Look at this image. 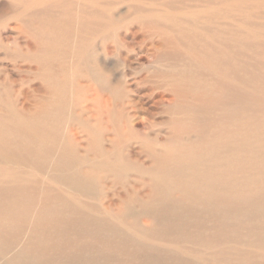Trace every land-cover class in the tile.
<instances>
[{"label":"rangeland","instance_id":"obj_1","mask_svg":"<svg viewBox=\"0 0 264 264\" xmlns=\"http://www.w3.org/2000/svg\"><path fill=\"white\" fill-rule=\"evenodd\" d=\"M0 13V116L13 112L12 128L29 122L45 81L61 82L68 101L64 133L41 131L54 142L37 156L44 167L33 145L0 137V264H264V0H0ZM90 78L120 87L109 107L130 112L122 134L138 164L145 143L224 163L198 184L189 171L146 173L166 184L155 200L141 184L84 183L61 149L64 136L84 146L72 106L91 122L108 107ZM119 154L134 164L127 149ZM126 166L118 174L138 179ZM223 169L225 213L199 201L210 198L199 184H219Z\"/></svg>","mask_w":264,"mask_h":264},{"label":"bare ground","instance_id":"obj_2","mask_svg":"<svg viewBox=\"0 0 264 264\" xmlns=\"http://www.w3.org/2000/svg\"><path fill=\"white\" fill-rule=\"evenodd\" d=\"M133 12L135 11L133 10ZM146 24L154 25L156 24V22L147 21ZM36 27L37 26H35L34 28ZM23 28H29V25L27 24ZM51 30L52 29L50 30L48 29L47 32L50 31L51 33ZM32 40L36 41L37 44L39 43L35 39H32ZM26 49L27 50L32 49V46L26 44L24 52ZM37 51L38 49H36L35 53L37 54L38 57L35 56V58L37 59V61L44 62L46 58L45 59H42L41 57L39 58V53H37ZM51 52L54 53L53 48ZM20 55L23 58V60L31 61L30 55L28 56L25 55L26 57H23L22 52ZM32 57H34V55ZM43 65L44 63L42 64V67ZM41 68L37 66L36 68H34V70H39ZM18 71L20 72V70ZM44 71L47 72L46 70ZM89 80L91 82L87 84L86 86H88V88L96 87L97 90H99L102 93L101 96H107L106 100H107L108 107H105V108L103 107V111H101L102 108L98 109L97 113L92 116L93 122H91L89 119L83 118L82 116L78 115L76 107L72 106L71 109L75 114L71 113L73 116H70L67 118L71 120L72 122L74 121L76 123V126L80 127L82 134L84 136V146L83 148H81V146L83 145L82 141L77 140V139L72 141L69 137L64 136L65 139H63V142H64L62 145L63 148L61 149V151L63 152V156H65V158L70 159V160H67V165L72 166V163H73L75 167H77L73 169V172L80 168L83 175L80 174L79 177L81 178L80 180H82L84 183L86 184L87 183L89 184L106 183V184H123V185L132 184L129 188H132L133 184H141L140 186L141 189L145 188L147 190V194L150 197V199L155 200L158 197V195L161 198L167 197V193L163 188L165 187L164 185L166 184H157V182L154 179L145 177L146 173H152V174H157V175L165 174L166 176H170L172 179L174 178L182 179L184 177L187 178V173L189 171L191 174V177L188 178V181L198 184L200 180V178H197L198 173L207 174V176L204 178V181H209L210 180L209 173H211L210 176L212 177L211 168L214 165L220 168L222 164L224 163L221 160H219V162L217 163H213L214 158L207 159L204 156L201 157V160H200L197 153H194L191 156H187L183 154V150L181 149L172 148L171 150L166 147L167 150H164V151L162 149L158 150V148L147 146L148 143H145L147 145L143 144L142 146L143 148H140L139 153L143 159H142V162L138 164L137 161L133 158L134 150H132V148L128 145L129 137L122 134V129L126 128V125L129 124L130 112L128 111L127 108L123 106H119L118 108L109 107L110 104L117 102L118 99L122 97L119 92L120 87L114 86L113 84H111L109 80H106V79L94 80L90 78ZM45 82L46 83H45L43 90L40 91L38 94L36 93L37 94L36 101H35V104H33L35 107V108L33 107L34 110L33 108L30 111L28 110L31 115V120L29 122H26L22 119V117L17 116L19 119V124L16 128H12L10 126L9 117L13 114V112L10 113L9 109L5 110L6 114L9 115L8 117L5 116L6 120H4L2 116H0V120H1L0 137L3 138L4 140L5 139L8 140L9 142L17 146V148L19 149H22L21 142H25L26 145H33V148L35 149V154L33 153V161L34 163L39 164L38 167L40 168L44 167L45 163L42 160L40 162L38 161V157H37L38 154L40 153L46 154V152L44 151V146L48 148H52L54 145L53 141H48L45 144V140L41 136V131L44 133H47L48 135L54 136V137L60 136L58 132L64 133L63 131L64 129L62 127V118L65 119L66 117V110H67L66 105L68 102L67 98L65 99L66 96L62 98V94L57 92L58 89L60 90L59 86L60 84H62L61 82H59V84L54 86L52 89H51L50 81L49 82L45 81ZM80 82H82L81 79L77 81L78 84H80ZM9 84L10 85L13 84V80L12 81L10 80ZM14 84H15V81H14ZM86 86L82 88L83 91L85 90ZM10 91H13V90H10ZM49 94L50 96L48 97ZM16 102L17 104H19L18 100ZM115 104H112V105H115ZM3 108L4 107H1V109ZM18 109L21 112L22 106L20 107L18 106ZM99 112H102V113L100 114ZM23 115L25 114H22V116ZM103 119H106L107 124L104 123ZM7 127H9L10 130ZM127 129H130V128H127ZM23 132H29L30 135L21 134ZM130 132L131 130L129 131V135L131 134ZM68 135L72 137L70 134ZM14 136L18 137L17 142H15V140L13 139ZM111 136L113 138H111ZM109 137L111 140V143L109 146L114 144V147L111 148L112 150H114V152H110L106 150L104 147L103 139H108ZM3 146H4V142L2 141V139H0V148H3ZM126 149L129 151V154L131 156L130 160L133 161L134 164L136 165L130 163L128 158L123 155H122L123 158H121V155L119 153H122ZM223 152L225 153V150ZM110 155L112 156L113 159L117 160L116 163L109 162ZM55 161L56 163H58L57 159ZM126 163L133 166L139 172V174H136L138 179H135L130 182V179L128 177L118 174V171H123V170L130 171L129 167L126 166ZM52 167L53 169H56L57 165L54 162H52ZM225 170L226 169L222 170V178L219 180V184H213L211 181L208 182L207 184L205 183L199 184L200 186L205 187L204 190L201 189L203 193H206L207 190L209 189V194H210L209 200L207 199L208 197L206 196L207 197L206 199L208 200V202H206L202 197L199 199V201H203L205 202V204L207 203L210 207H213V208H216V201H217L222 205L221 211L224 213H225L224 208H225V201H226L225 199L226 197L224 193L225 191V183H224ZM72 181L73 180L70 177H69V180H67L68 183H72ZM135 181H138V182H135ZM184 184H188V183H184ZM221 192L222 194H224V196L221 194H220L221 196L220 195L218 196V193H221ZM126 195L127 194L125 192L124 198L126 197ZM235 196H236V193H235ZM211 211L212 210L209 208V212ZM220 219L222 220V217H218L219 221Z\"/></svg>","mask_w":264,"mask_h":264}]
</instances>
